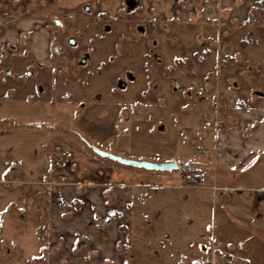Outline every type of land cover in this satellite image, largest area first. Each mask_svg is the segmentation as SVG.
<instances>
[{
	"label": "crops",
	"instance_id": "0c3cea01",
	"mask_svg": "<svg viewBox=\"0 0 264 264\" xmlns=\"http://www.w3.org/2000/svg\"><path fill=\"white\" fill-rule=\"evenodd\" d=\"M77 2L79 7L89 6L92 12L107 17H116L124 6V11L132 12V19L144 23L137 26V31L151 37L153 80L147 88H139L143 91L141 96L148 97L135 104L142 108L157 104V115L166 118L156 119L152 112L147 114L144 130L152 140L146 141L127 136L130 128L140 126L127 120L126 104L81 103L85 100L83 92L77 97L79 102L76 96L63 92L54 96L49 79L37 83L42 84L39 89L20 81L16 84L18 92L6 90L3 95L0 91V182L26 186L36 194L32 204L39 202L44 206L41 217L38 213L31 216L40 219L34 228L37 233L41 227L43 235L41 241L38 237L35 253L30 256L20 239L23 226L31 224L26 222L31 214L22 210L20 213L16 206L18 215L11 217L7 211L0 212L1 220L8 218L13 235L9 241L18 244V254L24 257L21 262L44 264L47 255L53 253L56 264H60L56 257L86 264L77 256L88 250L97 251L101 257L112 256L122 235L119 226L123 222L112 218L107 219L106 226L100 223L111 210L122 211L126 216L128 205L144 193L145 190L133 191L130 184L120 181L135 178L146 180L149 184L139 186L155 188L157 194L180 193L175 204L186 208L188 213L192 211L189 215L197 218V239L202 252L212 242H218L220 250L243 264H264V253L259 250L256 253L254 249L264 248V180L253 181L262 180L264 175V107L247 91H241L240 83L230 80L229 72L219 71L221 63L239 60L240 54L235 49L242 40L246 42L245 49L248 48L244 36L249 37L254 28L264 27V0ZM60 4L57 0L58 8L72 10L61 0ZM206 7L211 8V16L205 15ZM232 7L240 11L239 16L232 15ZM249 16L258 20L249 23ZM152 19L155 23L148 25L146 22ZM132 27H128V32H133ZM164 34L166 40H159V35L164 38ZM82 57L81 65L92 60L88 54ZM210 64L215 74L208 68ZM91 77L92 74L88 80ZM228 92L234 94L232 99ZM239 96L245 102H237L240 106L233 107V99ZM65 102L71 103L62 108ZM131 105L134 107V103ZM207 113L222 117L213 119ZM173 120L181 133L192 135L193 153L198 158L192 157L188 148L178 154L174 142L171 149L161 147L167 142L164 138L169 135L170 126L175 128ZM208 122L213 128L206 127ZM203 141H208L209 146L203 145ZM91 145L128 159L155 163H177L180 156L186 171L197 172L199 181L186 190H181L179 183L162 186L159 170L101 157ZM198 147L208 152L198 153ZM164 205L175 209L168 201ZM0 237L8 239L3 235L1 223ZM249 243L254 247L252 252ZM80 246L85 249L81 253ZM73 249L78 253H73Z\"/></svg>",
	"mask_w": 264,
	"mask_h": 264
},
{
	"label": "rangeland",
	"instance_id": "374dc122",
	"mask_svg": "<svg viewBox=\"0 0 264 264\" xmlns=\"http://www.w3.org/2000/svg\"><path fill=\"white\" fill-rule=\"evenodd\" d=\"M61 1L70 6L69 9L72 10L58 8L57 0H0V48L2 43L5 44L3 48L6 54L5 58L0 59V75L3 74L2 65L9 66L13 73L12 76L6 78L4 85L1 84V93L4 95L6 90L11 93L13 89V92L15 90L18 92L16 84L20 81L29 82L32 88L38 87L37 89H39L42 84L37 83H46L49 79L51 92L54 96L63 92L65 95L76 96L74 98L77 100L78 95L83 92L85 100L81 103L116 106L126 104L130 112H128L127 120L134 126H140L138 129L130 128L126 132L127 136H138V138L141 137L140 140L146 141L152 140V136L144 130L147 125L145 122L147 114L152 112L151 114L156 119H165L166 117L157 115L159 109L157 104H149L146 108L135 104L136 101L140 102L144 97H148L141 96L143 91L139 88H147L153 80L150 70L153 66L150 64L151 37L141 35L137 31V26L144 25V23L132 19L130 17L132 12L124 11V6L120 8L116 17H107L101 13L92 12L89 6L87 10L83 5L79 7L77 2L79 0ZM58 2L60 4V0ZM249 18H251L247 21L249 23L258 20L253 16H249ZM162 22L163 24L167 23L166 21ZM239 24L241 23L239 22ZM129 26H133V32L131 30L128 32ZM263 28H254L252 34L248 35L249 37L244 36L249 44L247 50L245 49L246 43L243 46L239 43L235 49L240 54L239 60L221 63L219 71L229 72L230 80L240 83V90L244 93L247 91L255 101H259L264 107ZM23 34H27L28 37L23 38ZM159 40H166V34H164V38L159 35ZM203 41H205V37H203ZM11 46L13 50L9 54ZM54 46H62L63 53L54 52ZM222 49L226 51L224 46ZM86 54L92 60L88 64L84 61V65H81L82 56ZM241 55H245L246 59ZM210 65L208 68L211 67L210 71L215 74L214 67L212 68ZM91 74V80H88ZM237 102L245 101H242L240 96L235 97L232 102L233 107L240 106ZM70 103L65 102L61 107H69ZM132 103H134V107L131 105ZM134 109L137 111L136 114L132 113ZM225 111L226 109L223 112ZM207 115L213 119H216V116L222 117L215 113H207ZM174 126L175 128L170 126L169 135L164 138L167 142L161 147L164 150L171 149L174 142L178 154L188 148L192 157L198 158V155L193 153L195 146L193 141L195 140H192V135L181 133L177 123ZM206 127L213 128V124L208 122ZM193 137L195 136L193 135ZM208 139L211 140L212 137H208ZM208 141H203V145L209 146ZM181 158L177 156L179 161L176 168L158 171V174L163 178L162 186L180 183L182 175L187 169L182 164ZM262 176V180L255 179L253 181L262 182L264 175ZM120 181L130 184L133 191H145L139 195L138 200L128 205L126 216L122 211L111 210L101 223L96 220L102 226H106L107 219L122 220L123 223L119 226L122 235L115 243L114 254L109 257H101L97 251H83V255L77 256L80 261L86 264L90 262L92 264H205L204 260L198 257L204 252H202V247L199 246L197 239L199 237L197 218L193 216L194 214L189 215L192 211L188 213L186 208L175 204L179 192L177 194L170 192L157 194L155 188L145 189L139 186L141 183L149 184L146 180L123 178ZM186 189L188 187L181 188V190ZM35 196L36 194L26 186L0 182V212L7 211L11 217L18 215L19 212L22 213L21 210L31 214L27 216L28 220H25L31 222L32 225L29 223L23 226L22 233L24 234L20 239L25 244L24 248L29 256L35 253L38 237L40 240V236L43 235L41 227L38 229V234L34 228V225L40 223V219L31 217L37 213L40 217L44 214L42 203L32 204L34 201L31 200ZM140 201L143 202L142 205ZM162 201L163 203L168 201L169 205L174 204V211L163 206ZM14 206L20 209L19 212L14 210ZM1 219L0 215L3 235L8 239L0 237V264H24L23 261L21 262L24 257L18 255V244L16 241L14 243L9 241L13 235L11 236L10 233L11 227L8 224V218ZM249 244L251 252L255 249L256 253L258 250L264 253V248H254L251 243ZM74 249L73 253L77 254L78 251ZM83 249L84 246H80L79 253ZM37 258L35 261H38ZM54 259L53 253L52 256L47 255L44 264H56ZM56 259L60 264H74L72 259L63 257H56ZM241 264L243 263L241 262Z\"/></svg>",
	"mask_w": 264,
	"mask_h": 264
},
{
	"label": "built area",
	"instance_id": "2783aa9c",
	"mask_svg": "<svg viewBox=\"0 0 264 264\" xmlns=\"http://www.w3.org/2000/svg\"><path fill=\"white\" fill-rule=\"evenodd\" d=\"M203 11L206 16H211V8L206 7ZM231 13L233 16L240 15V11L233 7L231 8ZM228 96L230 99H232L234 94L228 92ZM197 152L206 153L208 152V150L202 147H198ZM198 181V174L196 172L186 171L183 173L180 183L178 185L181 188H186L197 185ZM212 243L214 244H212L209 249L203 253V255H198V257L204 260L205 264H241V261L237 257L230 256L224 251L220 250L218 242Z\"/></svg>",
	"mask_w": 264,
	"mask_h": 264
},
{
	"label": "water",
	"instance_id": "95a60500",
	"mask_svg": "<svg viewBox=\"0 0 264 264\" xmlns=\"http://www.w3.org/2000/svg\"><path fill=\"white\" fill-rule=\"evenodd\" d=\"M88 7L85 6V10H87ZM84 61V60H83ZM91 149L93 152L101 157H105L108 159H111L113 161L119 162L121 164L131 165L135 167H142L145 169H154V170H171L177 167L176 162H163V163H155L150 161H143V160H134V159H128L125 157H121L118 155H114L112 153H109L105 150H102L94 145H91Z\"/></svg>",
	"mask_w": 264,
	"mask_h": 264
},
{
	"label": "flooded vegetation",
	"instance_id": "af4514ba",
	"mask_svg": "<svg viewBox=\"0 0 264 264\" xmlns=\"http://www.w3.org/2000/svg\"><path fill=\"white\" fill-rule=\"evenodd\" d=\"M56 23H58V21H56ZM44 25V24H43ZM22 37L23 38H26V37H28L27 36V34H23L22 35ZM6 45H7V43H6ZM3 46H5V44H3L2 43V47L0 48L1 49V51H0V59H3V58H5V56H6V54H5V51H4V48H3ZM12 50H13V47L11 46V48L9 49V51H8V53L10 54V53H12ZM53 50H54V52H62L63 53V48H62V46H54L53 47ZM61 53V54H62ZM3 67H2V73L3 74H1L0 75V87L2 86V85H4V83H5V81H6V78L7 77H10V76H12L13 75V73H12V70H11V68L9 67V66H4V65H2ZM2 84V85H1ZM42 238V236H40V239ZM19 255V254H18ZM42 258H40V260H41Z\"/></svg>",
	"mask_w": 264,
	"mask_h": 264
},
{
	"label": "trees",
	"instance_id": "16d2710c",
	"mask_svg": "<svg viewBox=\"0 0 264 264\" xmlns=\"http://www.w3.org/2000/svg\"><path fill=\"white\" fill-rule=\"evenodd\" d=\"M148 25H153L154 23H155V21L152 19V20H149L148 22H146ZM245 40H242L241 42H240V44L243 46V45H245ZM190 171H192V172H195L194 170H190ZM197 173V172H196ZM109 215H111V214H109Z\"/></svg>",
	"mask_w": 264,
	"mask_h": 264
}]
</instances>
